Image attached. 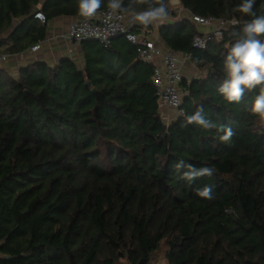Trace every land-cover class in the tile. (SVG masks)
<instances>
[{"label":"trees","instance_id":"1","mask_svg":"<svg viewBox=\"0 0 264 264\" xmlns=\"http://www.w3.org/2000/svg\"><path fill=\"white\" fill-rule=\"evenodd\" d=\"M240 3L180 0L192 14L237 21L204 48L193 46L202 32L189 18L158 25L165 47L202 68L182 79L184 113L167 123L153 66L124 36L78 42L80 61L6 66L40 44L51 17L79 15L78 0H0V45L11 44L0 63V264H149L163 239L168 264H264V119L250 111L259 87L239 103L217 91L228 47L252 19L234 11ZM254 10L264 14V0ZM200 107L233 129L230 142L216 129L182 126ZM180 159L214 174L189 183L173 167ZM205 185L212 200L196 195Z\"/></svg>","mask_w":264,"mask_h":264},{"label":"clouds","instance_id":"2","mask_svg":"<svg viewBox=\"0 0 264 264\" xmlns=\"http://www.w3.org/2000/svg\"><path fill=\"white\" fill-rule=\"evenodd\" d=\"M136 3L147 5L143 10H135L123 6L122 0H108L107 8L112 12H128L132 22L148 26L154 23H163L169 13L165 0H135ZM104 0H78L79 15L84 18L94 17L102 7ZM256 0H241L234 11L250 16L252 19L245 21L238 36L228 47L224 58L225 78L217 91L229 103H239L246 91L259 87V93L254 97L250 111L264 119V14L257 15L254 10ZM222 37V34H221ZM198 125L204 129H216L222 142L228 143L235 135L230 126L217 125L208 119L202 107L191 114L184 115V124ZM173 167L177 170L186 169L182 179L192 183L201 177H212L214 168H197L183 159L178 160ZM196 195L203 199L212 200L213 186L205 185L195 190Z\"/></svg>","mask_w":264,"mask_h":264},{"label":"built area","instance_id":"3","mask_svg":"<svg viewBox=\"0 0 264 264\" xmlns=\"http://www.w3.org/2000/svg\"><path fill=\"white\" fill-rule=\"evenodd\" d=\"M166 5L169 7L168 16L172 15L171 12L173 11L174 13L177 10L182 11L184 14L178 15V17H187L197 26L205 27L206 30L202 34L193 36L192 44L197 48H204L212 36L220 40L221 34L223 36V30L229 24L237 23L236 20L228 21L192 14L181 6L180 0H166ZM34 17L41 23L45 22V17L40 11H36ZM118 35L124 36L127 41L135 46L137 59L152 64V82L156 90L158 109L163 115L166 109L174 110L175 116L182 115L184 113L181 106L184 91L180 84L183 79L182 66L190 62L191 55L188 52L171 50L157 44L143 27H139L137 23L131 21L128 12L112 13L106 5L101 7L94 17L84 18L81 16L72 22L66 31L60 34V39L68 43L93 39L104 46H108L111 40ZM39 47V43L34 44L29 48V51H36ZM16 57L20 61H24L26 52L18 53ZM6 59V54H0V63Z\"/></svg>","mask_w":264,"mask_h":264},{"label":"crops","instance_id":"4","mask_svg":"<svg viewBox=\"0 0 264 264\" xmlns=\"http://www.w3.org/2000/svg\"><path fill=\"white\" fill-rule=\"evenodd\" d=\"M81 16L74 14H59L51 17L45 23V38L40 41V47L36 51H29V48L26 52L25 60L27 62L33 61L35 59L45 61L47 63L53 64L59 58L63 56L71 55L75 58L81 60V50L78 43H68L63 39H60V34L66 31L68 26L78 20ZM174 17H178L175 13V16H168L164 22L172 21ZM139 27H143V29L147 32V34L155 40V42L161 46H164L160 37L158 36L157 27L160 23H154L148 26L141 25L137 23ZM198 27V26H197ZM199 28V27H198ZM209 30V28H207ZM206 29H204L205 31ZM123 39L121 38V41ZM120 37L115 38V42H119ZM10 43H4L0 45V54H7V49L10 48ZM34 45V44H32ZM24 61H20L17 57H12L4 63L6 66L13 68L14 64L17 63L19 65H23ZM26 62H24L25 64ZM16 64V67H17ZM182 74L183 78H190L194 75H197V68L192 67L191 64L185 63L182 66ZM165 121L168 123L175 116V111L172 109H166L164 111Z\"/></svg>","mask_w":264,"mask_h":264},{"label":"rangeland","instance_id":"5","mask_svg":"<svg viewBox=\"0 0 264 264\" xmlns=\"http://www.w3.org/2000/svg\"><path fill=\"white\" fill-rule=\"evenodd\" d=\"M170 7L175 8L176 6H170ZM168 9H169V7H168ZM175 13L177 15H179V16L184 14L182 11H178V10H177V12L175 11ZM198 27H199L198 30L200 32H204V29H205L204 26H198ZM76 60L79 61L78 58H76ZM189 64H191V62H189ZM191 66L194 67L193 64H191ZM200 70H202V68H200ZM200 70L197 69V74H199ZM167 248H168L167 240L166 239H163L160 242L159 247L154 252L151 253L149 264H168L167 263V259L165 257ZM117 264H129V263L124 258H122V259H120L118 261Z\"/></svg>","mask_w":264,"mask_h":264},{"label":"water","instance_id":"6","mask_svg":"<svg viewBox=\"0 0 264 264\" xmlns=\"http://www.w3.org/2000/svg\"><path fill=\"white\" fill-rule=\"evenodd\" d=\"M120 36H121V35H118L117 37H120ZM92 40H93V39H92ZM95 41H96V40H95ZM89 84H90V82L87 81V82H86V85H89ZM91 90H92V92H96V89H95V88H92Z\"/></svg>","mask_w":264,"mask_h":264}]
</instances>
